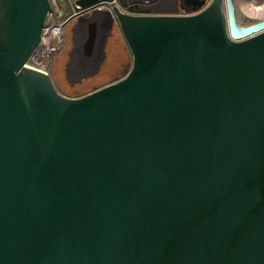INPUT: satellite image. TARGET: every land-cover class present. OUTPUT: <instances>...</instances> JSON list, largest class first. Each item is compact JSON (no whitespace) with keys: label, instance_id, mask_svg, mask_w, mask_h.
Instances as JSON below:
<instances>
[{"label":"water","instance_id":"obj_1","mask_svg":"<svg viewBox=\"0 0 264 264\" xmlns=\"http://www.w3.org/2000/svg\"><path fill=\"white\" fill-rule=\"evenodd\" d=\"M179 1L77 18L71 83L113 25L131 63L67 96L26 65L48 0H0V264H264V18Z\"/></svg>","mask_w":264,"mask_h":264},{"label":"rangeland","instance_id":"obj_2","mask_svg":"<svg viewBox=\"0 0 264 264\" xmlns=\"http://www.w3.org/2000/svg\"><path fill=\"white\" fill-rule=\"evenodd\" d=\"M258 2H260V0H235L237 19L240 24L246 25L257 20L253 19L251 16L249 17V14H247L244 9L246 8L245 6L251 8ZM262 2H264V0ZM71 25L65 31L67 44L52 61L49 71L50 77L61 93L67 96L82 95L102 85L115 81L122 77L126 73V70L130 68L131 55L129 49L118 27L113 25L105 46L107 57L106 60L103 61L100 70L93 76L83 78L80 82L76 81L74 84L71 83L65 75V65L72 47Z\"/></svg>","mask_w":264,"mask_h":264},{"label":"built area","instance_id":"obj_3","mask_svg":"<svg viewBox=\"0 0 264 264\" xmlns=\"http://www.w3.org/2000/svg\"><path fill=\"white\" fill-rule=\"evenodd\" d=\"M76 0H48L50 8L46 14L38 47L26 62L29 67L49 74L52 61L59 55L66 43V29L79 17L89 15L95 9H111V5L125 13L150 14L149 5L168 0H111L98 1L92 5L76 8Z\"/></svg>","mask_w":264,"mask_h":264},{"label":"flooded vegetation","instance_id":"obj_4","mask_svg":"<svg viewBox=\"0 0 264 264\" xmlns=\"http://www.w3.org/2000/svg\"><path fill=\"white\" fill-rule=\"evenodd\" d=\"M149 8L152 10L150 14H168V13H184L182 9H180V1L179 0H168V2H162L159 4H151ZM72 43V42H71ZM107 57V54H106ZM106 57L104 61L106 60ZM126 70V68H125Z\"/></svg>","mask_w":264,"mask_h":264},{"label":"bare ground","instance_id":"obj_5","mask_svg":"<svg viewBox=\"0 0 264 264\" xmlns=\"http://www.w3.org/2000/svg\"><path fill=\"white\" fill-rule=\"evenodd\" d=\"M262 1L263 0H260V2L257 3L258 5L256 4L251 8H248L247 6H245L246 8L244 7V10L247 12V14H249V17L251 16L253 19L257 20L264 18V2Z\"/></svg>","mask_w":264,"mask_h":264}]
</instances>
